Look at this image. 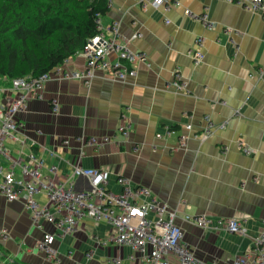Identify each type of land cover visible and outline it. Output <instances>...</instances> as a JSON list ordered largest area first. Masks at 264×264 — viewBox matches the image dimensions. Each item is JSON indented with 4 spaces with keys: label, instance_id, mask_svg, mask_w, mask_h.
<instances>
[{
    "label": "crops",
    "instance_id": "1",
    "mask_svg": "<svg viewBox=\"0 0 264 264\" xmlns=\"http://www.w3.org/2000/svg\"><path fill=\"white\" fill-rule=\"evenodd\" d=\"M150 1L110 0L100 19L105 30L117 24L119 44L143 54L134 64L136 76L112 79L115 53L106 56L107 67L96 71L88 86L51 73L38 91L41 98L29 95L15 116L25 145L5 140L6 151L12 159L21 151L22 160L29 153L42 154L47 166L42 173L51 176L49 167H55L59 181L79 158L83 167L109 171L107 189L114 194L121 191L117 177L127 178L133 188L148 189L177 214L182 241L197 259L232 264L241 257L253 264L252 239L264 221V77L255 74L264 69L263 15L226 0H170L156 8ZM185 9L206 13L214 28L185 16ZM135 32L141 36L133 39ZM197 39L203 54L199 63L191 55ZM85 68L84 58L73 56L62 71ZM175 74L185 86L179 91L173 85ZM16 95L0 79V105ZM206 116L216 128L202 139ZM188 124L192 128L185 131ZM182 133L188 137L180 144ZM103 136L112 140L99 149L78 142ZM238 141L252 154L241 153ZM0 167L1 181L10 159L0 156ZM13 172L19 179L17 166ZM75 186L89 188L82 178ZM37 200L45 203L44 195ZM185 214L214 221L235 218L245 236L203 231L184 222ZM0 231L6 232L0 237V260L7 264H47L37 248L43 233L54 235L59 264H114V258L121 264H143L140 253L128 246L102 245L111 233L105 223L84 219L62 239L48 223L35 227L22 201L9 202L1 195ZM88 251L91 258L85 257Z\"/></svg>",
    "mask_w": 264,
    "mask_h": 264
},
{
    "label": "built area",
    "instance_id": "2",
    "mask_svg": "<svg viewBox=\"0 0 264 264\" xmlns=\"http://www.w3.org/2000/svg\"><path fill=\"white\" fill-rule=\"evenodd\" d=\"M169 1L152 0L150 5L156 8L160 5H168ZM226 1L251 12H260L264 19V0ZM184 15L199 21L207 29L214 28L206 13L193 14L185 9ZM98 29L99 33L89 38L82 49L74 55L84 58L86 68L83 71H62V66L70 59L68 58L49 73L35 78L20 77L11 80V90L17 95L5 100L0 105V156L11 161L10 169L2 175L0 181V195L9 202L22 201L35 227L41 229L43 223H48L62 239L73 234L79 228L82 220L90 219L95 224L102 222L111 228L110 235L102 242V245L111 241L117 245L128 246L140 253L143 264H217L214 261L206 262L194 256L192 250L182 241L181 227L175 223L177 214L168 211L166 206L157 201L148 189L133 188L130 180L119 176L116 182L121 187V191L114 194L107 189L109 171L83 167L79 158L69 163V175L59 181L56 178L55 167H49L48 173L51 176L42 173V170L47 167L42 154L29 153L26 155V159L22 160L21 151L17 159L10 158L6 151L5 140L13 141L20 147L25 145L23 131L20 129L15 116L25 107L29 95L41 98L38 91L43 83L49 79L51 73H56L65 79H79L88 86L96 71L107 67L104 61L106 56L115 53L117 60L109 69L112 79L124 81L129 77L136 76L134 64L143 59V54L131 51L117 42L119 36L117 24H112L109 29L105 30L100 26L99 21ZM140 36V33L135 32L132 38L135 39ZM200 41L201 39L195 41L197 47L191 51L195 63H199L203 59L202 51L199 48ZM255 74L257 79H263L264 69H258ZM179 79L180 76L175 74L173 85L178 91L185 87ZM203 120L205 125L201 130L202 139L210 135L216 128L208 116L204 117ZM191 128L190 124L184 126L185 131H190ZM118 131L123 137L127 136L125 129ZM187 137V134L182 133L179 137L180 144H183ZM111 140L109 136L101 138L80 137L78 142L82 147L99 149ZM237 147L244 155L252 154V151L245 147L241 141H238ZM50 154L54 155L53 152ZM15 166L19 168L21 175L19 179L14 176L13 168ZM79 178L87 181L88 189L76 188L75 180ZM39 195H44L45 203L37 200ZM181 219L203 231L224 230L245 236V229L235 218L214 221L206 215L185 214ZM261 225L262 232L252 239L255 252L253 264H264V221ZM5 236L6 232L0 231V237L5 238ZM96 244H99L98 241ZM53 245L54 235L50 233H43L37 243V248L47 264H59L57 251ZM91 256V251L85 253L86 258H91ZM129 259L132 260L133 256L130 255ZM113 263L121 264L118 258H114ZM0 264L7 263L0 260ZM232 264H246V261L237 257Z\"/></svg>",
    "mask_w": 264,
    "mask_h": 264
},
{
    "label": "trees",
    "instance_id": "3",
    "mask_svg": "<svg viewBox=\"0 0 264 264\" xmlns=\"http://www.w3.org/2000/svg\"><path fill=\"white\" fill-rule=\"evenodd\" d=\"M110 0H0V79L51 72L99 33Z\"/></svg>",
    "mask_w": 264,
    "mask_h": 264
}]
</instances>
